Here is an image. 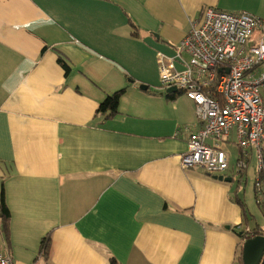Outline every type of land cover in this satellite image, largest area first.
Returning <instances> with one entry per match:
<instances>
[{
    "label": "crops",
    "instance_id": "obj_1",
    "mask_svg": "<svg viewBox=\"0 0 264 264\" xmlns=\"http://www.w3.org/2000/svg\"><path fill=\"white\" fill-rule=\"evenodd\" d=\"M208 6L264 19V0H0V250L17 264H239V232L264 231L236 180L181 166L195 104L158 85L153 43L173 53ZM254 157L264 175L249 152L244 179Z\"/></svg>",
    "mask_w": 264,
    "mask_h": 264
},
{
    "label": "built area",
    "instance_id": "obj_2",
    "mask_svg": "<svg viewBox=\"0 0 264 264\" xmlns=\"http://www.w3.org/2000/svg\"><path fill=\"white\" fill-rule=\"evenodd\" d=\"M157 58L161 86H175L190 98L200 123L190 133L181 166L224 176L231 165L225 145L235 130L241 150L238 165L244 168L247 155L254 152L263 169L264 68H257L264 66V19L208 6L201 19L191 20L173 53L159 51ZM255 185L259 202L264 179ZM0 264L17 263L9 251L0 250Z\"/></svg>",
    "mask_w": 264,
    "mask_h": 264
},
{
    "label": "trees",
    "instance_id": "obj_3",
    "mask_svg": "<svg viewBox=\"0 0 264 264\" xmlns=\"http://www.w3.org/2000/svg\"><path fill=\"white\" fill-rule=\"evenodd\" d=\"M59 62L66 69V72L68 73L70 71V67L65 62V60L63 58H59ZM126 91H127V87H124L122 89H119V90L109 94L104 99V101H102L100 103L97 113H99L100 115H103L105 117H112L113 115H115L118 112V110H119L120 100H121L122 96L126 93ZM245 165L246 166L244 168H242L241 166L238 165V162H237L235 167L237 166L238 171L234 172V174H230V170H232L231 165H230V170H228L224 174L225 177H231L233 182L235 181V175H238L240 180L244 179L245 176H246L245 171H246V169L248 167V162L247 161H245ZM259 178H263L264 179V175L260 176ZM257 179L258 178L256 177L255 184H256ZM237 184H238L237 187H239L240 186V182H238ZM254 188H255V192H256V185L254 186ZM236 195H238V194L236 193ZM238 203L241 205V208L243 210L242 213L244 215V221L246 223H249V220H251V219L247 218L248 217V210L246 208V204L241 199H238ZM260 206L262 207L263 213H264V204H260ZM1 207L3 208L2 211L4 213L3 228H4V232L6 233V236L8 237V234H9V232H8V219H9L10 215L8 214V207H7L6 201H5V189L4 188H3L2 192H1ZM7 215H8V217H7ZM245 229H246V227H245ZM245 229L243 231L239 232V233L240 234L241 233H243V234L246 233ZM250 230L251 231H255V234L264 233V231L262 229H260V227L258 225H255V227H253ZM242 236L243 235H240L241 238H242ZM50 249H51V239H50V236L47 235L46 237H44L41 240V243H40V254H42L44 256H48L49 253H50ZM243 250H244V245H242L241 248H240V255L238 257V263L239 264H244ZM261 264H264V259L261 262Z\"/></svg>",
    "mask_w": 264,
    "mask_h": 264
},
{
    "label": "rangeland",
    "instance_id": "obj_4",
    "mask_svg": "<svg viewBox=\"0 0 264 264\" xmlns=\"http://www.w3.org/2000/svg\"><path fill=\"white\" fill-rule=\"evenodd\" d=\"M157 43L154 42L153 45H152V50L156 49V54H157V51L158 50H164L165 52H167L168 50H165V48H163V46L159 47V48H156V45ZM169 54H171L172 52H167ZM158 85L160 86L161 85V82L160 80H158ZM235 147H232V149H234ZM236 149V148H235ZM235 151V150H234ZM239 157V156H238ZM233 157L230 158V163H231V168L233 167ZM256 168L258 169V163H257V159L254 157L253 158V161H252V164L249 168V171H248V175L246 177V179H242L240 180L239 179V176L238 175H235V180H236V183L237 182H240V189H241V196L242 198H244L245 200H247L249 202V209H250V214L252 215L253 217V224L255 222H258L259 224H261L262 226H264V213L262 212V209L261 207H259L256 203V200H254V191H253V183H254V186H255V181H254V172H256ZM247 190V192H246ZM245 192H246V195H245ZM259 198V197H258ZM262 199L264 198V196L261 197ZM262 199L259 201V205L260 204H264V202L262 201ZM247 202V203H248ZM246 233H241L240 235H243L242 236V242L243 244L246 242V240L248 239H251V238H254L256 236H264V233H258V234H255V231H251L250 229L246 228ZM261 229V228H260Z\"/></svg>",
    "mask_w": 264,
    "mask_h": 264
},
{
    "label": "water",
    "instance_id": "obj_5",
    "mask_svg": "<svg viewBox=\"0 0 264 264\" xmlns=\"http://www.w3.org/2000/svg\"><path fill=\"white\" fill-rule=\"evenodd\" d=\"M168 92L178 91L177 87L167 89ZM221 180L232 181V178L223 175L215 176ZM264 258V236H256L246 240L244 243L243 260L244 264H261Z\"/></svg>",
    "mask_w": 264,
    "mask_h": 264
},
{
    "label": "bare ground",
    "instance_id": "obj_6",
    "mask_svg": "<svg viewBox=\"0 0 264 264\" xmlns=\"http://www.w3.org/2000/svg\"><path fill=\"white\" fill-rule=\"evenodd\" d=\"M187 33H188V32H187ZM187 33H186V34H187ZM186 34L183 36V38L186 36ZM183 38H182V39H183ZM182 39H181V40H182Z\"/></svg>",
    "mask_w": 264,
    "mask_h": 264
}]
</instances>
